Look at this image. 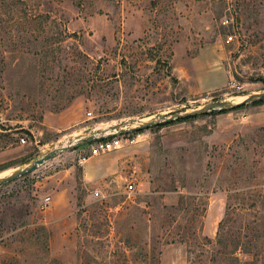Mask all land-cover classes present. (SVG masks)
Wrapping results in <instances>:
<instances>
[{
	"label": "rangeland",
	"instance_id": "rangeland-1",
	"mask_svg": "<svg viewBox=\"0 0 264 264\" xmlns=\"http://www.w3.org/2000/svg\"><path fill=\"white\" fill-rule=\"evenodd\" d=\"M263 90L264 0H0V176ZM126 136L0 185V264H264V101Z\"/></svg>",
	"mask_w": 264,
	"mask_h": 264
},
{
	"label": "water",
	"instance_id": "water-1",
	"mask_svg": "<svg viewBox=\"0 0 264 264\" xmlns=\"http://www.w3.org/2000/svg\"><path fill=\"white\" fill-rule=\"evenodd\" d=\"M244 96H245L244 99L240 101L227 100V99L214 100V101H209L207 103H204L203 105L195 109L175 112L170 115H158L146 121H141L138 119L136 121L137 124H135L132 127H126L128 126V124L131 123L132 120L123 121V122L109 125L108 127L93 129L92 131H90L88 134H85V135L67 138L65 142H63L61 145H58L54 147L53 149L32 158L26 164L20 165L12 169L9 174L0 176V185L6 182H9V181L15 180L33 171L39 165L43 164L50 158L58 155L59 153L63 151H67V150L79 147L81 145L91 143L93 141H96L104 137H109L112 135H123L129 132L140 131L142 129H147L149 127H152L160 123L169 122V121H173L176 119H182L186 117L199 116L207 112H210L212 110H230V109H234L241 105L261 102V101H264V90L260 92L249 93Z\"/></svg>",
	"mask_w": 264,
	"mask_h": 264
},
{
	"label": "built area",
	"instance_id": "built-area-1",
	"mask_svg": "<svg viewBox=\"0 0 264 264\" xmlns=\"http://www.w3.org/2000/svg\"><path fill=\"white\" fill-rule=\"evenodd\" d=\"M230 40H232V35L227 36L226 41L229 42ZM126 135L127 134L112 135L83 145L85 147L80 149L78 153V157H77L78 163L83 164V162H85L92 155H96L101 152L108 151L110 149L121 147L124 143L127 142H133L134 139H129ZM21 141L23 142L24 140L21 139ZM126 189L128 192H130L133 189V183L131 181L126 185ZM93 194L95 196H101L99 191L96 189L93 190ZM49 199H50L49 196L44 197L43 206L49 202Z\"/></svg>",
	"mask_w": 264,
	"mask_h": 264
},
{
	"label": "trees",
	"instance_id": "trees-1",
	"mask_svg": "<svg viewBox=\"0 0 264 264\" xmlns=\"http://www.w3.org/2000/svg\"><path fill=\"white\" fill-rule=\"evenodd\" d=\"M262 102V101H261ZM261 102H257V103H261ZM256 103V102H255ZM244 105H241V106H238L237 108H241L243 107ZM214 111V110H212ZM210 111V112H212ZM218 112H225L226 110H217ZM196 116H193V117H186V118H182V119H176V120H173V121H169V122H164V123H160V124H157V125H154L152 127H161V126H164V125H168V124H171L173 122H182V121H186V120H190V119H193L195 118ZM151 128V127H149Z\"/></svg>",
	"mask_w": 264,
	"mask_h": 264
},
{
	"label": "bare ground",
	"instance_id": "bare-ground-1",
	"mask_svg": "<svg viewBox=\"0 0 264 264\" xmlns=\"http://www.w3.org/2000/svg\"><path fill=\"white\" fill-rule=\"evenodd\" d=\"M134 125H135V124H134ZM134 125H133V126H134ZM10 172H11V170H9V171H8L7 173H5L4 175H7V174H9ZM2 176H3V175H2Z\"/></svg>",
	"mask_w": 264,
	"mask_h": 264
},
{
	"label": "crops",
	"instance_id": "crops-1",
	"mask_svg": "<svg viewBox=\"0 0 264 264\" xmlns=\"http://www.w3.org/2000/svg\"><path fill=\"white\" fill-rule=\"evenodd\" d=\"M89 159V158H88Z\"/></svg>",
	"mask_w": 264,
	"mask_h": 264
}]
</instances>
